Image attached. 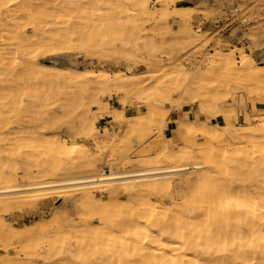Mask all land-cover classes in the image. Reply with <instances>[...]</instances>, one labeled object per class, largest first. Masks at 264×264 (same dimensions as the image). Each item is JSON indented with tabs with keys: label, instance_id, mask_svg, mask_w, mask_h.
<instances>
[{
	"label": "bare ground",
	"instance_id": "bare-ground-1",
	"mask_svg": "<svg viewBox=\"0 0 264 264\" xmlns=\"http://www.w3.org/2000/svg\"><path fill=\"white\" fill-rule=\"evenodd\" d=\"M145 1L148 8H138V12L127 6L107 15L146 18L159 26L168 23L172 2L182 11L193 7L179 4L185 0H158L156 6ZM54 2V19L58 9L63 11L65 6L73 12L79 10L76 5H64L65 0ZM50 3L0 0V132L15 123L34 126L37 138L43 135L38 142H27V149L33 154L52 151L50 167L36 164L35 170H25L26 182L14 180L15 184L10 185L0 146V264H264V106L256 110L245 97L234 101L237 90L228 88L244 81L257 87V98L263 99L264 64L254 63L253 57L239 48L214 53L205 67L196 70L195 78L175 65L158 64L156 58L149 63L159 68L147 73L73 67L62 63L64 55L75 51L72 41L51 39ZM93 4L95 11V0ZM170 37L174 39L173 34ZM173 45L184 49L198 46L193 29L185 24ZM128 50L132 60L137 49ZM162 78L169 83L167 93L172 94L173 103H179V109L184 108L179 97L193 101V95L196 105V95L201 100L211 97L208 109L212 116L197 120L193 111L186 109L180 118H170L172 107L159 105L153 98L147 103L145 115L129 116V126L135 132L156 120L161 122L163 132L171 126L157 162L143 157L117 162L103 158L101 163L86 164L83 159L88 157V145L56 133L59 125L51 121L60 120L62 112L80 115L91 109L85 98L101 101L100 94L106 87L96 84V80L141 91L147 83ZM70 86L82 91L80 101L62 97ZM217 101L228 102L220 109L230 118L227 125L219 124L214 117ZM239 107L246 112L254 110V124H234ZM106 108L121 117L118 109L109 104ZM14 111L22 113L21 119H15L16 112L11 113ZM7 115L10 118L3 120ZM79 126L89 129L96 141H105L107 146L110 136H99L93 117L86 118L84 125L79 122ZM51 131L55 135L48 137ZM184 133L210 137L204 161H193L197 157L201 160L199 149L189 146ZM216 137L222 138L221 146L215 143ZM251 146L253 150L247 153ZM236 155L246 162L235 166L232 161ZM164 157L178 164L163 165L160 161ZM42 158L47 160L48 156ZM30 160L28 155L27 162ZM185 160L188 163H182ZM140 182L145 185L142 190ZM123 183L129 196L117 199L111 210L99 211L89 197L93 188L101 187L112 195ZM133 183L134 189L138 188L136 196L131 195ZM76 187L86 189L76 201L82 207L76 212L77 221L67 222L69 215L58 208L49 219L20 229L3 215L17 202L31 206L29 202L36 192L44 197L59 194L62 198L69 197ZM176 187L185 188L187 193L182 197L173 195ZM160 194L170 196L171 209L165 202L154 200ZM156 208L160 210L158 220Z\"/></svg>",
	"mask_w": 264,
	"mask_h": 264
},
{
	"label": "rangeland",
	"instance_id": "rangeland-1",
	"mask_svg": "<svg viewBox=\"0 0 264 264\" xmlns=\"http://www.w3.org/2000/svg\"><path fill=\"white\" fill-rule=\"evenodd\" d=\"M93 1L65 0L66 3L63 2L64 5H76L79 7V10L73 12L70 7L65 6L63 11L58 9V13L55 15L56 19H54L52 7L55 5L54 0H51L49 4L52 9V14L50 15L52 23L49 25L51 39L55 41L65 38V40H71L75 47V51L64 55L63 64L81 69L92 68L96 72H100L101 69H108L113 73L120 70L132 74L147 73L150 70L159 68L149 63L151 58H156L158 64L175 65L186 70L192 78H195L197 76L196 70L205 67L214 53L220 49L228 51L235 49L236 51L239 48L248 52L253 57L254 63L259 65L264 64V0L180 1V5L193 6L186 11L177 9L178 4L172 2L169 9L168 23L159 26H155L156 23L154 21L146 18L138 19L136 16L126 17L123 14L112 17L107 15L117 9H126L127 6L137 8V12L138 8L146 9L148 5L145 4V0H95V11H93ZM147 1L150 6L159 5L158 0ZM185 13H187L186 16ZM185 24L193 29L198 46L188 49L175 48L173 40H176L177 32ZM171 34L174 35V39L170 37ZM200 46L202 48L197 49ZM132 47L137 49V52L131 60L128 57V49ZM237 54L239 55V53ZM39 56L43 58L42 54ZM187 61L193 62L194 66L190 68L186 65ZM163 80L162 78L153 83H147L141 91H136L119 83L109 86L106 80L98 79L96 80V84L106 87L103 88L100 94V102H93L91 99L93 97L85 98L86 105H90L91 107L90 111L87 109L80 115H71L64 111L58 116L60 120L54 121L55 119L52 118L53 121L51 122L59 125L56 133H59L63 139L71 140L76 138L79 142L88 145V157L83 159L86 164L101 163L100 160L103 158H112V161L117 162L122 158L138 160L143 157L151 163L157 162L160 159L158 153L166 141L168 132L162 131L161 122L157 120L151 121L135 132L129 126L128 117L131 115H145L147 103L152 98L159 105H166V97H171L172 94L167 93L170 90V86L169 83ZM201 84H203V81H200ZM192 85H199V82H193ZM228 88L237 90V93L233 96L234 101H239L240 98L245 97L256 110L261 104L264 106V98H257V87L252 86V84L237 81ZM114 92L119 95L117 99L120 100L122 108L133 107L135 109L133 114L126 117H117L114 112L107 110L106 106L108 104L111 108L117 109L108 101L109 98L107 97L108 93L110 97H113ZM82 94L80 89L70 86L64 89L62 97L64 99L68 97L69 99L80 101ZM196 97L199 101L204 102L208 108L211 97H206L203 100L198 95ZM192 98L193 95L190 96V99L193 101L186 100L183 97H179L178 100L184 107L190 103H195V98ZM173 104L176 107L179 106L177 101ZM168 105L171 106L172 104L168 103ZM253 111L246 112L242 107H239L236 115L233 117L234 124L236 126L254 124ZM15 112V119H21L22 113L20 111L11 113ZM89 117L94 118L100 137H105L109 134L107 146L104 145L105 141H96L89 129H81V126H79V122L84 125V120ZM6 118L10 117L7 115L3 120H6ZM109 118L113 122H120L117 132H109L101 128L102 122L111 123ZM74 124L77 127L72 126ZM125 128L128 129L127 132H124ZM166 129L170 130L171 126H166ZM33 130L34 126L15 123L12 128L0 132V146L2 155L6 157L3 160L5 168L8 171L6 180L10 185H14L16 180L21 183L26 182L28 176L25 170L28 168L35 170L36 164L47 167L52 165L51 150L38 151L33 154L32 151L27 149V142H38V138H41L43 135L39 134L37 138ZM51 132L47 135L48 137L55 135V131ZM183 136H186V133ZM192 138L193 142L187 141L189 146L191 148L197 146L199 154L201 152L203 154L201 160L197 157L193 161H204L206 158L205 152L210 145V137L192 135ZM214 141L217 146H221L223 143L221 137L215 138ZM252 148L251 146L246 152H251ZM28 155L31 158L29 162H27ZM43 155L48 156V159L42 158L43 161H41L40 156L43 157ZM237 158L238 156L236 155L232 161L235 166L246 162L241 158V161ZM160 162L166 166L178 164L176 161H173V158L167 157H164ZM182 163H188V161L185 160ZM127 168H131V166H127ZM76 188L69 197L62 198L59 194L44 197L39 192H36L32 196V201L29 202L32 204L31 206L23 207L17 202L14 203L12 210L5 211L3 215L20 229L49 219L58 208L63 209L69 215L66 218L67 222L72 220L77 221L79 217L76 212L82 211V207L77 205L76 201L86 189L82 187ZM131 188V195L136 196L133 194L135 183L132 184ZM172 193L173 195L176 194L182 197L187 191H185V188L176 187ZM128 196L129 191L128 188L124 187V183L120 190L114 192L112 195L101 187H94L93 191L89 193L91 201L97 205L99 211L111 210L112 205L116 203L117 199L127 198ZM154 200L165 202L166 206L170 209L173 206L172 199L167 195H156ZM74 208L77 211H74ZM155 212L156 220H158L160 210L156 208ZM70 241H72L71 238ZM13 253L11 251V254Z\"/></svg>",
	"mask_w": 264,
	"mask_h": 264
},
{
	"label": "crops",
	"instance_id": "crops-1",
	"mask_svg": "<svg viewBox=\"0 0 264 264\" xmlns=\"http://www.w3.org/2000/svg\"><path fill=\"white\" fill-rule=\"evenodd\" d=\"M107 97L109 98L108 101H110L114 107H116L121 116H127V115H131L134 113V108L133 107H127V108H122V104L120 102L119 99H117V97H119V95L114 92L113 97L109 96V93L107 95ZM116 98V99H115ZM167 99L165 100V104H172V109L170 112V118H180L182 116V113L184 110L188 109V110H192L193 111V116L195 119L197 120H204L206 119L208 116H212V112L207 108L206 104L202 101H199L198 105L194 104V103H190L187 106H184L183 109H179L178 107H176L172 102L171 97L167 96ZM228 102H215V109L217 110L214 117L216 119V121L221 124V125H227L230 121V118H228L222 111H220L221 108H223L225 105H227ZM110 122H102L101 123V128L109 131V132H117L119 130L120 127V122H113L111 118H109ZM169 129H167V132ZM171 130V129H170ZM128 129L125 128L124 132H127ZM186 140L189 142H193V138L190 135L186 134ZM217 138V137H216ZM199 155V151L197 153ZM203 156L202 152L200 154V157ZM145 185L143 183L140 182L139 184V189L142 190L144 189ZM133 194L137 195L138 194V188L134 189Z\"/></svg>",
	"mask_w": 264,
	"mask_h": 264
},
{
	"label": "built area",
	"instance_id": "built-area-1",
	"mask_svg": "<svg viewBox=\"0 0 264 264\" xmlns=\"http://www.w3.org/2000/svg\"><path fill=\"white\" fill-rule=\"evenodd\" d=\"M186 65H188L190 68H192L194 66V63L193 62H190V61H187L186 62Z\"/></svg>",
	"mask_w": 264,
	"mask_h": 264
}]
</instances>
